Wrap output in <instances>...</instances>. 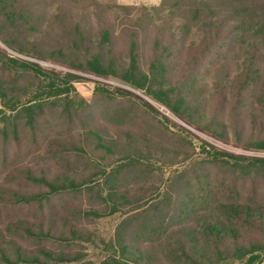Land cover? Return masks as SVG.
Masks as SVG:
<instances>
[{
    "label": "trees",
    "instance_id": "obj_1",
    "mask_svg": "<svg viewBox=\"0 0 264 264\" xmlns=\"http://www.w3.org/2000/svg\"><path fill=\"white\" fill-rule=\"evenodd\" d=\"M73 1L65 6L58 5L53 11L52 0H0V39L23 54L63 61L92 73L117 76L144 89L174 113L188 119L193 117V106L201 101L199 96H194L196 84L203 81L204 71L210 74L217 69L213 68L218 61L212 53L216 54L215 46L220 47V27L224 22L216 18L215 10L203 7L202 0H189L185 5L182 0H160L158 3L143 2L140 6L108 2L105 9L122 10L124 21L100 19L95 29L79 16ZM100 4V0H92L89 5L99 9ZM137 8L140 9L138 17L130 18V13ZM167 11L180 13V22L170 24L163 19ZM196 25L205 34L199 44L194 39L188 42L194 37ZM119 42H122L123 51L116 53ZM146 42H150L152 54L149 64L143 68L141 56ZM183 56L184 69L179 74H171V63L181 61ZM257 59L254 53L247 51L243 68L235 78L238 82L230 79L232 74L227 71L226 87L215 83L216 106L212 114L228 109L235 140L241 142L248 136L245 146L264 149V82ZM27 76L38 80V91L22 101L13 91L17 82ZM80 77L74 72L45 69L36 61L12 56L0 47V97L9 109L3 133L21 146L26 132L32 142L37 143L36 135L41 131L48 146L43 154L45 165L25 164L24 174L11 176L18 183L26 184L25 190L6 185L8 180L5 184L0 181V213L6 211L0 223V264H205L209 250L217 258H237L242 264L262 261L263 242L250 239L240 243L239 239L242 227H264V207L242 200L233 186L227 185L225 191H220L208 172L198 181L197 192L176 195L168 191L134 202L126 194L130 180H126L124 189L121 188L118 172L127 163L143 162L140 156L118 158L112 166L90 158L89 161L94 160L98 166L97 171L87 181L77 182L76 169L70 163L73 161L71 153L80 156L86 154V149L75 143L65 147L62 130L58 127L63 118L84 115L74 109L71 95L73 82ZM107 95L112 99L128 96L110 90ZM143 106L157 114L148 104ZM93 114L86 113L90 119L85 122L80 118L82 126L78 128L95 139L98 149L113 152V135L107 134L105 125L100 122L102 118L94 119ZM247 130L248 135L245 134ZM145 133L148 132L142 134L144 138ZM49 161L60 167L52 168ZM211 161L232 165L246 176L264 173V159L260 158H244L215 150ZM63 163L68 167L63 168ZM35 184L47 187L46 192L30 190L29 186ZM95 187L96 200L91 202L94 204L83 205L77 195ZM53 194L59 197L52 205L49 197ZM30 203L35 205L33 211L28 212L30 215L27 212L14 215L16 207ZM121 204L128 208L123 211L124 216L114 228L110 241L105 243L102 249L105 254L96 260L81 244L87 238H81L76 223L81 218L113 215L121 211ZM147 207L155 212L145 214ZM141 208L145 209L141 211ZM138 219L137 226H132ZM75 238L81 243L74 242ZM231 245L234 250L229 254L226 250ZM94 246L97 245L94 243Z\"/></svg>",
    "mask_w": 264,
    "mask_h": 264
},
{
    "label": "rangeland",
    "instance_id": "obj_2",
    "mask_svg": "<svg viewBox=\"0 0 264 264\" xmlns=\"http://www.w3.org/2000/svg\"><path fill=\"white\" fill-rule=\"evenodd\" d=\"M91 1L74 0L73 4L76 6L74 8L79 16L87 20V23L95 29L98 27L97 22L100 19L102 21L107 19L111 22L124 21L122 10L105 9L108 2L130 3L139 6L143 2L151 3L148 0H100L102 4L99 8L101 10H99L97 7L89 5ZM52 2H54L51 6L53 11L57 10L58 5L65 6L67 2L71 3L70 0H52ZM202 2V6L206 9L211 7L215 10L216 18L223 20L224 23L220 27V35L222 36L219 41L220 47L215 46L216 54L212 53L218 61L215 62L213 68L217 69L210 74L205 71L202 73L204 74L203 81L196 84L194 94L196 97L199 96L201 101L195 103L193 117L189 119L174 113L168 106L155 99L144 89L138 88L117 76L92 73L71 67L63 61L23 54L7 46L0 39V47L12 56L36 61L45 69L60 73L74 72L81 76L73 82L74 90L71 91V95L73 96L74 109H79L84 115L63 118L58 127V130H62L65 147L75 143L86 149V154L80 156L71 153L73 161L70 163L74 166L71 167L76 169L77 175L74 177L77 182L87 181L95 174L98 166L94 160L101 161L103 165L112 166L118 158L134 155L143 158V162L134 163L132 161L127 163L121 172H118V183L121 188L124 189L126 186L124 183L128 179L130 180L127 185L129 193L126 194L130 199H133V202L168 191L177 193L176 195L193 190L197 192L198 181L203 177L204 172H208L220 191H225L227 185L233 186L238 190V195L242 200L253 204L259 203L264 207V173L260 176H253V173L246 176L240 169L232 165L221 161H211L212 153L215 150L244 158L264 159V149L244 145L248 136L241 142L235 140L232 119H230L228 109L225 112H219L217 115L212 114L216 106L213 86L219 82L222 87H226L228 79L225 77V73L227 71L232 74L230 79L239 80L235 78L243 68V59L247 51L257 56V63L263 75L262 82H264V0H202ZM186 3H189V0H182V5ZM151 12L153 11L150 10ZM138 13L140 14L139 8L133 10L130 13V18L135 19L138 17ZM212 13L210 12V14ZM115 14H119V17H116ZM179 14H171L167 11L162 15V18L170 24H178L181 20L178 17ZM198 27L199 25H196L193 28L194 37L189 38L188 42H192L193 39L194 42H201L205 34ZM117 45L115 47L116 53L123 49L122 42ZM149 45L150 42L144 44L145 47L141 56L143 68L149 64L151 59L152 53L149 51ZM49 46L50 43L46 45L47 48ZM184 56L181 61L171 63V74H179L184 69L183 65L186 62ZM209 58L213 59L212 57ZM170 77L171 81L175 82L174 76L170 75ZM37 85V79L27 76L17 82L16 90L13 93L18 94L20 99L25 101L28 96L38 91ZM109 90L121 91L128 96L119 95L120 97L116 98L115 96V99L108 98L107 91ZM144 103L157 110V114L143 106ZM226 107H229V104ZM90 111L94 112L92 116L94 119L97 116L102 118L100 122L105 125L107 134L113 135V152L98 149L95 145V139L87 136L85 131L78 128V126H82L80 118H83L84 122L90 119V117H86V113ZM8 112L9 109L4 105V99L0 97V181L5 184L8 180L6 185L25 190L28 186L18 183L11 176L20 175L21 172L24 174L22 169L25 164L30 166H34V163H37L38 166L45 165L43 154L48 146L43 138L45 134L41 131L36 135L37 143L32 142L33 139L26 132L25 141L21 146L12 140L11 136L5 135L2 127L5 125V114ZM95 113L99 115H95ZM50 119L52 120V118ZM52 122L55 123V120ZM144 132H148L147 135L145 133V138L142 135ZM248 133L247 130L245 134L248 135ZM28 152L31 154L26 157ZM32 155L35 158L32 159ZM90 158L94 160L89 161ZM49 163L52 168L53 166L55 168L60 167L58 164L55 165L53 161H49ZM61 166L63 168L68 167L65 163ZM221 182L223 184L219 187ZM29 189L40 193L46 192L47 187L35 184L32 187L29 186ZM96 189L97 187L92 190L85 189L77 195L83 200V205L94 204L91 202L96 200ZM67 195L65 194V197L72 201ZM58 197L54 194L49 197L52 205L56 203ZM127 206L122 205L120 212L99 219L81 218L80 222L76 224L79 226L81 238H87V240L81 243L79 238H75L73 241L80 242L89 252L93 253L96 260H99L105 254L102 249L105 243L110 241V236L119 221L122 220L123 211L127 210ZM34 207L33 203H30L29 206H18L15 208L16 214L14 215H24L26 212L27 215H30L28 212L33 211ZM149 207L146 208L145 214L155 212ZM144 209L141 208V211ZM0 214V223H2L6 211L2 210ZM139 219L132 222L131 225L137 226ZM250 239H257L264 243V227L260 229L242 227L239 242L247 243ZM94 243L98 247L94 246ZM233 248L231 245L226 252L231 254ZM207 257L205 264H242V260L237 258H217L211 250L208 251ZM258 264H264V259Z\"/></svg>",
    "mask_w": 264,
    "mask_h": 264
},
{
    "label": "crops",
    "instance_id": "obj_3",
    "mask_svg": "<svg viewBox=\"0 0 264 264\" xmlns=\"http://www.w3.org/2000/svg\"><path fill=\"white\" fill-rule=\"evenodd\" d=\"M150 1L151 3H158L160 0H148Z\"/></svg>",
    "mask_w": 264,
    "mask_h": 264
}]
</instances>
